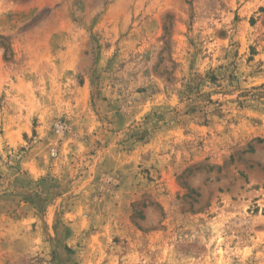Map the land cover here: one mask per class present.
I'll return each mask as SVG.
<instances>
[{
    "label": "rangeland",
    "instance_id": "374dc122",
    "mask_svg": "<svg viewBox=\"0 0 264 264\" xmlns=\"http://www.w3.org/2000/svg\"><path fill=\"white\" fill-rule=\"evenodd\" d=\"M0 264H264V0H0Z\"/></svg>",
    "mask_w": 264,
    "mask_h": 264
}]
</instances>
